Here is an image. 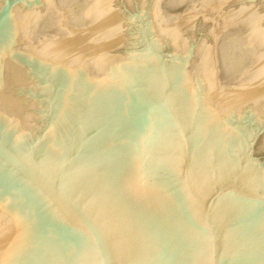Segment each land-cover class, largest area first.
Returning <instances> with one entry per match:
<instances>
[{"label":"water","instance_id":"obj_1","mask_svg":"<svg viewBox=\"0 0 264 264\" xmlns=\"http://www.w3.org/2000/svg\"><path fill=\"white\" fill-rule=\"evenodd\" d=\"M163 3L0 0V264H264V87Z\"/></svg>","mask_w":264,"mask_h":264},{"label":"rangeland","instance_id":"obj_2","mask_svg":"<svg viewBox=\"0 0 264 264\" xmlns=\"http://www.w3.org/2000/svg\"><path fill=\"white\" fill-rule=\"evenodd\" d=\"M86 1L58 0V9L78 25ZM162 10L169 21L196 33L199 61L220 94L264 87V0H164Z\"/></svg>","mask_w":264,"mask_h":264},{"label":"bare ground","instance_id":"obj_3","mask_svg":"<svg viewBox=\"0 0 264 264\" xmlns=\"http://www.w3.org/2000/svg\"><path fill=\"white\" fill-rule=\"evenodd\" d=\"M263 30V29H262ZM226 47V46H225Z\"/></svg>","mask_w":264,"mask_h":264}]
</instances>
